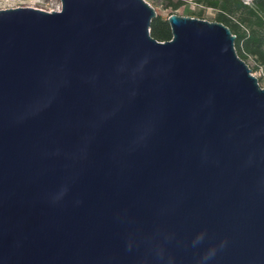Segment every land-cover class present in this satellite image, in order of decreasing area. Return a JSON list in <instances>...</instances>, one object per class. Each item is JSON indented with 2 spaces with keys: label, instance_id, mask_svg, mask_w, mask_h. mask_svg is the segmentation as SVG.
<instances>
[{
  "label": "water",
  "instance_id": "water-1",
  "mask_svg": "<svg viewBox=\"0 0 264 264\" xmlns=\"http://www.w3.org/2000/svg\"><path fill=\"white\" fill-rule=\"evenodd\" d=\"M60 2L0 9V264H264V87L229 27Z\"/></svg>",
  "mask_w": 264,
  "mask_h": 264
},
{
  "label": "trees",
  "instance_id": "trees-1",
  "mask_svg": "<svg viewBox=\"0 0 264 264\" xmlns=\"http://www.w3.org/2000/svg\"><path fill=\"white\" fill-rule=\"evenodd\" d=\"M195 3L218 9L215 21L221 22L235 35L234 46L241 59L252 56L264 68V0H192ZM247 1V2H245ZM183 0L170 6L177 9ZM235 16V20L232 18ZM247 26L248 28L244 27ZM150 34L158 41L171 38L167 20L156 15L150 23Z\"/></svg>",
  "mask_w": 264,
  "mask_h": 264
},
{
  "label": "rangeland",
  "instance_id": "rangeland-1",
  "mask_svg": "<svg viewBox=\"0 0 264 264\" xmlns=\"http://www.w3.org/2000/svg\"><path fill=\"white\" fill-rule=\"evenodd\" d=\"M155 11L156 15L160 16L162 20L167 19L168 15L175 13L181 16H189L207 21H215L218 9L198 4L192 0H183V4L175 9L170 6L176 0H145ZM247 2V1H245ZM60 0H0V9L14 8V7H33L45 11L60 9ZM235 20V16L232 17ZM248 28L247 26L243 25ZM245 63L251 69V73L257 78L261 87H264V68L260 66L252 56L244 59Z\"/></svg>",
  "mask_w": 264,
  "mask_h": 264
}]
</instances>
